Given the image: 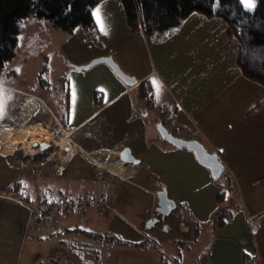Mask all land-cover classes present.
Instances as JSON below:
<instances>
[{
	"label": "crops",
	"instance_id": "crops-1",
	"mask_svg": "<svg viewBox=\"0 0 264 264\" xmlns=\"http://www.w3.org/2000/svg\"><path fill=\"white\" fill-rule=\"evenodd\" d=\"M122 24H114L110 39L115 46L123 47L120 52L126 66L132 69L128 74L138 82L128 84L109 71L113 93L110 100L139 90L145 81L154 100L150 105L148 93H141L148 110L142 118L131 115L127 119L120 140L113 146L101 144L90 130L86 131V146L72 140L76 128H82L101 106L95 105L82 122L68 126L62 114L69 119L70 84L63 82L60 98H54L53 91L44 97L7 85L10 92L19 91L26 98L14 121L0 119V140L6 136L18 138V132L40 134L42 137L34 140H46L50 131L59 132L53 149L21 153L22 157L54 158L59 160L58 169L62 172L70 165L75 151L81 150L91 166L87 165V180L94 181L92 186H96L88 188V195L103 199L105 204L102 209L89 208L93 210L90 219H97L98 224L94 221L89 228H63L57 220L61 218H41L31 202L0 187V264H28L27 256L29 264H80L65 244L70 238H75L76 243L81 237L86 239L79 229L104 235L101 240L87 238L92 249L93 245L100 246L98 264H149L151 245L160 248V243L170 244L171 250L161 247L163 256L158 264L163 260L183 264L184 251L199 238L203 245L195 254L197 264H264V169L256 165L264 162V86L242 74L237 63L239 41L229 35L228 23L223 18L207 17L201 12L189 15L172 36L151 44L141 30L135 32L128 22ZM133 40L144 49L140 56L131 45ZM153 78L156 84L151 83ZM5 85L0 83V87ZM58 100L63 103V111L56 108L59 104H54ZM166 114L171 122L187 127L192 138L218 153L226 169L219 178L214 179L212 171L199 162L193 150L177 148L161 137L156 119ZM65 133L71 143L57 141ZM1 141L0 158L19 153V145L15 148V144L20 141L8 146ZM93 142L100 145L92 147ZM124 146L130 147L141 162L130 164L120 159ZM28 187L20 186L18 193L37 204L45 196L61 191L52 186L42 194L36 189L28 191ZM163 187H167L176 208L159 224L146 228L147 218L156 216L157 192ZM100 189H106L108 201L105 196H98ZM222 194H226L224 200ZM223 210L231 217L221 224L216 213ZM163 224L168 225V231L163 230ZM50 240L58 245L56 249H66L63 260L56 255L57 251H49L53 247ZM182 241L189 244L182 245ZM116 249L128 254L133 250L134 259H121ZM118 256L120 260H116Z\"/></svg>",
	"mask_w": 264,
	"mask_h": 264
},
{
	"label": "rangeland",
	"instance_id": "rangeland-1",
	"mask_svg": "<svg viewBox=\"0 0 264 264\" xmlns=\"http://www.w3.org/2000/svg\"><path fill=\"white\" fill-rule=\"evenodd\" d=\"M97 7L100 8L102 24L107 30V35L101 31V25L96 18L97 30L92 31L83 25L76 27L73 31H67L58 25H52L47 19L41 20L34 15L24 22L25 28L20 36L19 51L8 61L5 69L0 74V83L6 84L4 87H0L5 108L3 118L14 121L26 98L19 91L10 92L11 89L8 90L7 85L14 86L22 91H31L44 97L48 96V91H53L54 98H60L61 90L64 89L63 82L67 86L70 84L68 126L73 127L82 122L84 116L95 109V105L101 106L91 118L82 124V128H76L73 137H71L73 141H79L83 147L86 146L84 141H89L86 137V131H92L94 136L99 137L101 144L109 147L120 140L122 126L126 124L131 115L142 118L145 111L148 110L142 98V90H135L124 97L110 100L113 93L109 71L115 73L114 69L107 61L89 67L93 60L110 56L128 76L130 75L128 74L129 69L132 70L126 66L123 53L120 52L123 47L117 44L115 46L110 39V37H113L114 24L122 26V22H124L127 25L123 0H101L95 5L94 9ZM118 31L122 30L119 29ZM131 45H133L135 53L140 56L144 50L142 46L134 40ZM42 67L47 68V70L42 71ZM141 68L145 70L144 66H141ZM62 76H67V79L63 80ZM73 92L75 93L74 98ZM55 103L59 104V106L56 105V108L63 111V103L59 100ZM53 134L54 132L48 135L52 137ZM18 137L20 143L15 144V148L16 145H21V147L18 146L19 153H16L15 157H7L4 160L0 158V187L3 190H8V192L17 195L20 186L23 189L25 185H28V191L32 190L33 192L34 190L36 192V189L39 193L46 194L50 187L57 186L64 190L66 196L82 194L81 196L87 197L88 188L96 187L92 186L95 184L94 181L87 180L86 169L89 170L91 166L85 161V155L81 150L75 151L70 159V165L61 172L58 169L59 160L54 158L44 160L42 157H22L23 153H31L30 147L33 144L30 142L34 143L35 138L42 137L40 134L27 132V135L22 133ZM12 138L6 136L4 140L0 141L8 144L12 142ZM47 140L53 141L52 138H47ZM57 141H63L64 144L71 143L66 133ZM99 145L98 142L91 144L92 147ZM256 165L261 170L264 169V162ZM96 193L101 198L105 196L108 201L109 197L106 189H100ZM97 200L104 201L100 198H97ZM90 207L92 206L87 208V214H77L65 220L57 219L58 223H63L60 227L70 226L72 228L80 225L89 228L94 221L98 224L97 219H90V214L93 212L92 208L89 209ZM48 221L50 222V220L46 222ZM50 242L53 247L50 246L49 251H57L56 255L63 260V257L67 254L66 249L62 246L56 249L58 245L52 240ZM202 245L203 240L199 238L190 249H186L183 264H197L195 254ZM160 246L165 250H171V245L168 243H160ZM151 247L152 258L150 261L148 259V262L149 264H158L163 256L162 249L155 245H151ZM119 251L122 250L116 249L115 253L122 255L121 259H125L127 256L131 260L134 259L133 250L130 251V254H128V251H122V253H119ZM111 254H113V251ZM25 255H28V253ZM119 258V256L116 257V260H120ZM25 259L29 264L30 259H28V256ZM144 260L145 258L142 259V261ZM137 261H141V259H137ZM64 262H67V260H64Z\"/></svg>",
	"mask_w": 264,
	"mask_h": 264
},
{
	"label": "trees",
	"instance_id": "trees-1",
	"mask_svg": "<svg viewBox=\"0 0 264 264\" xmlns=\"http://www.w3.org/2000/svg\"><path fill=\"white\" fill-rule=\"evenodd\" d=\"M100 1L0 0V74L8 61L19 51L20 36L25 28L24 22L29 17L34 15L41 20L47 19L52 25H58L67 31H73L80 25L91 31L97 30L98 24L92 11ZM123 7L132 30L135 32L141 30L149 44L162 42L172 36L193 13L201 12L207 17L223 18L228 23L229 35L239 41L237 63L242 74L264 86V0H257L256 8L250 11H245L239 0H218V2L217 0H123ZM46 70L47 68L42 69L44 72ZM62 79L66 80L67 76H63ZM146 84L147 81L141 83L139 89L144 94L148 93L147 102L151 105L154 94L147 89ZM166 116L169 115H163L161 120ZM62 118L67 123V114H62ZM64 195L66 194L61 189L60 194L45 196L41 201L38 200V204ZM225 195H221V200L225 199ZM25 200L35 203L30 198ZM216 216V220L221 224L231 217L230 213L224 210L216 213ZM197 226L194 225L195 228ZM79 233L85 235L86 239L83 240L81 237L79 243H76L75 238L65 241L70 247L71 254L80 264H98L101 258L100 246L95 247L92 242V249L87 238L92 236V240H101L104 235L84 229H79ZM181 243L189 244L187 241ZM91 253L93 256H90ZM160 264L168 263L163 260Z\"/></svg>",
	"mask_w": 264,
	"mask_h": 264
},
{
	"label": "water",
	"instance_id": "water-1",
	"mask_svg": "<svg viewBox=\"0 0 264 264\" xmlns=\"http://www.w3.org/2000/svg\"><path fill=\"white\" fill-rule=\"evenodd\" d=\"M105 61L109 62L115 73L118 74L120 78L128 84H136L138 82V80H136V78H134L133 76H128L110 56L93 60V62L90 63L89 67L94 66V64L96 63ZM156 125L161 137H163L166 141L170 142L177 148L180 147L188 150H193L199 162L202 165L204 164L205 166H207L212 171L214 179L219 178L225 172V165L218 157V153L216 151H210L199 139H185L180 136H174L169 128L162 123L161 118L156 119ZM33 146L34 148H39L41 152H47L54 148L52 142L46 141L44 139L34 141ZM120 159L130 164H138L141 162L140 159L135 156L133 151L128 146H124L123 148H121ZM157 195L158 204L155 210L156 216L147 218L145 224L146 228H152L156 226L162 220H164L166 216L170 215V212L173 209L176 208V202L170 195H168L167 187H163L162 189L158 190ZM162 228L165 231H168L169 229L167 224H163Z\"/></svg>",
	"mask_w": 264,
	"mask_h": 264
},
{
	"label": "built area",
	"instance_id": "built-area-1",
	"mask_svg": "<svg viewBox=\"0 0 264 264\" xmlns=\"http://www.w3.org/2000/svg\"><path fill=\"white\" fill-rule=\"evenodd\" d=\"M162 122L165 126L169 128L174 136H180L185 139L192 138L191 132L189 129L177 122H171V118L166 116L162 119ZM54 138L56 137V132L53 134ZM55 139H53L54 141ZM52 141V140H51ZM22 200H25L21 194H17ZM33 210L40 215L42 218L54 219L55 217L65 219L70 216L77 214H84L87 212L88 206L95 205L98 209L104 207V201L97 200L92 196L83 197L76 196L74 198L69 196H61L52 201H44L41 204H32Z\"/></svg>",
	"mask_w": 264,
	"mask_h": 264
},
{
	"label": "snow or ice",
	"instance_id": "snow-or-ice-1",
	"mask_svg": "<svg viewBox=\"0 0 264 264\" xmlns=\"http://www.w3.org/2000/svg\"><path fill=\"white\" fill-rule=\"evenodd\" d=\"M217 2H218V0H217ZM239 2H240V5L242 6V8H244L245 11L254 10L256 8V6H257V0H239ZM92 15L97 19V22L101 25V31L105 35H107L108 34L107 30L102 24V17L100 15V8L97 7L96 9H94L92 11ZM151 83L152 84H156L157 82L153 78ZM157 93H158V89H157ZM74 97H75V93L73 92V98ZM4 114H5L4 99H3V94L0 93V119H3Z\"/></svg>",
	"mask_w": 264,
	"mask_h": 264
},
{
	"label": "bare ground",
	"instance_id": "bare-ground-1",
	"mask_svg": "<svg viewBox=\"0 0 264 264\" xmlns=\"http://www.w3.org/2000/svg\"><path fill=\"white\" fill-rule=\"evenodd\" d=\"M40 121H41V120H40ZM40 121H39V122H40ZM24 124H25V123H24ZM21 125H22V124H21ZM32 125H33V124H32ZM29 126H30V125H29ZM34 126H35V125H34ZM24 127H25V126H24ZM26 129H28V128H26ZM43 129H45V128H43ZM47 129H48V128H47ZM34 131H35V132H38V130H37L36 128L34 129ZM45 131H46V130H45ZM49 133H51V132H49ZM1 134H2V133H1ZM18 134H21V135H22V133H19V132H18ZM35 134H36V133H35ZM5 136H6V135H5ZM15 136H16V135H15ZM20 137H21V136H20ZM45 138H46V137H45ZM47 138H49V139H50V138L54 139V137H53V136L51 137V135H48ZM23 139H24V138H23ZM39 139H41V138H39ZM1 140H2V139H1ZM11 140H12V142H14V143H15V142L18 143V142L20 141V140H19V137H18V138L15 137V138H13V139H11ZM46 140H47V139H46ZM22 141H23V140H22ZM19 143H20V142H19ZM30 143H31V142H30ZM9 144H10V143H8L7 146H8ZM31 144H32V143H31ZM0 145H1V144H0ZM2 146H3V145H2ZM4 147H5V146H4ZM10 150H12V149H10ZM30 152H31V153H37V152H38V149H36V148H34V147H33V148L30 147ZM39 152H40V151H39ZM90 152H91V151H90ZM67 153H68V152H67ZM96 158H97V157H96ZM90 159H91V158H90ZM93 159H94V157H93ZM93 159H92V160H93ZM106 164H107V163H106ZM97 165H98V164H97ZM105 166H106V165H105ZM109 166H110V165H109Z\"/></svg>",
	"mask_w": 264,
	"mask_h": 264
},
{
	"label": "flooded vegetation",
	"instance_id": "flooded-vegetation-1",
	"mask_svg": "<svg viewBox=\"0 0 264 264\" xmlns=\"http://www.w3.org/2000/svg\"><path fill=\"white\" fill-rule=\"evenodd\" d=\"M59 137H60L59 132H56V137H55V138L57 139V138H59ZM50 141H51V140H50ZM51 142H52V144H53V146H54V142H53V141H51Z\"/></svg>",
	"mask_w": 264,
	"mask_h": 264
},
{
	"label": "clouds",
	"instance_id": "clouds-1",
	"mask_svg": "<svg viewBox=\"0 0 264 264\" xmlns=\"http://www.w3.org/2000/svg\"><path fill=\"white\" fill-rule=\"evenodd\" d=\"M46 141H48V140H46ZM49 142H51V141H49ZM39 149V148H38Z\"/></svg>",
	"mask_w": 264,
	"mask_h": 264
}]
</instances>
